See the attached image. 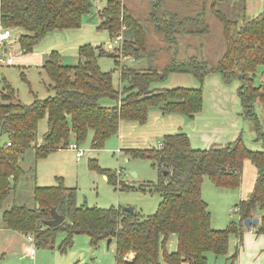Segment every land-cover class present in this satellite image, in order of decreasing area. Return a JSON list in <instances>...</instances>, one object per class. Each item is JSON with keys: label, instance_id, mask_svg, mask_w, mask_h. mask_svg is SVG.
I'll return each instance as SVG.
<instances>
[{"label": "trees", "instance_id": "1", "mask_svg": "<svg viewBox=\"0 0 264 264\" xmlns=\"http://www.w3.org/2000/svg\"><path fill=\"white\" fill-rule=\"evenodd\" d=\"M225 2L107 0L99 11L98 29L107 30L114 42L123 33L122 43L115 46L119 54L102 44L87 43L79 48V61L67 64L58 51H52L43 64L52 93L46 98L35 95L31 103L23 102L17 89L0 78V210L6 228L33 235L41 248L56 247L59 233L64 232L57 246L62 252L74 244L76 235H86L93 248L112 238L117 264H207L208 253L228 254L230 237L242 233L247 218L258 217L260 222L252 228L264 234V150L250 148L243 136L197 149L183 129L165 135L160 147L124 150L129 157L151 159L159 170L157 181L144 184L163 197L153 214L130 212L122 206L78 205L77 188L68 187L63 177L56 185L35 186L34 205L12 202L6 207L27 173L21 159L28 149L34 148L36 158H44L67 149L72 141L85 143L90 134L91 148L102 149L118 134L122 120L145 124L152 107H159L164 115L181 113L193 120L203 109L205 78L212 73L220 74L226 83L240 82L244 116L256 122L257 139L264 141L256 112V104L264 102V11L238 15ZM93 8L94 0H0V26L21 32L17 39L26 54L53 31L81 27L84 15ZM220 45L222 56L211 60L206 51L209 47L219 51ZM120 54L146 66H120ZM102 56L114 57L116 67L104 70L99 63ZM118 68L122 88L114 83ZM173 73L191 74L199 85L154 87ZM21 76L28 82L23 71ZM104 99L113 104H103ZM44 118L48 130L39 141V123ZM246 160L257 167L254 188L235 205L237 221L213 228L203 197L204 178L219 187L237 188ZM90 166L121 189L134 187L116 170L101 167L97 159H90ZM52 208L65 216L54 227L46 224ZM173 234L177 249L171 251Z\"/></svg>", "mask_w": 264, "mask_h": 264}, {"label": "crops", "instance_id": "2", "mask_svg": "<svg viewBox=\"0 0 264 264\" xmlns=\"http://www.w3.org/2000/svg\"><path fill=\"white\" fill-rule=\"evenodd\" d=\"M101 1L103 0H94V8L89 13L95 14L106 5L105 3L103 6L99 7ZM263 6L264 0H261V5L257 6L256 8L259 7V11L262 12L264 11L261 10V7ZM87 14H85L83 18H85ZM99 22H86V24H82V26L79 28L53 31L47 34L38 44H36L32 52L26 54L22 52L17 39L21 32L19 30L13 29V33L15 35L13 41L7 43L4 46L0 45V78L4 77L16 88L13 79H11L13 71H10V69L18 65L20 67L19 70H22L26 74L28 80L27 84L33 99L36 94L32 88L29 72L32 69H38L40 70V75H43V72H45L43 69V64L52 51H59L63 56L64 62H66V59L71 55H79V48L84 44L91 43V39L93 41L92 43L96 44L100 34L101 36L104 35L98 31ZM104 31L109 34L107 30ZM116 45V42H114V46L113 43L109 42L106 44L105 48L107 50H111L112 48H115ZM6 56L14 57L13 64H6L1 61V59ZM44 84L48 85L49 83L44 81ZM198 85L199 81L191 74L173 73L170 75L167 81L163 83H157L154 85V87H197ZM239 87L240 82L237 80L232 83H226L220 74H209L206 76L204 82L203 109L195 115L193 120H188L186 116L181 113H171L164 115L159 107H152L150 109L148 121L145 124H141L137 121L127 120H122L120 122L116 146H118V149H121V152H124V150L127 148L159 147V143L165 135L175 133L180 129H183L188 133L192 146L197 149L208 148L213 145H225L228 142L235 140L239 136H243L247 143L248 137L249 139H255L256 133L255 130H251V126L248 125V119L250 118L244 116L242 100L239 95ZM17 91L20 97L19 90L17 89ZM111 104H113V101L107 99L105 105ZM47 130V118H44L39 123V141L42 140L43 135ZM90 135L92 137V134ZM257 138L258 137H256V139ZM92 151L95 152L97 150L92 149ZM37 162L38 161L36 160V163ZM35 174L36 181L33 187L35 188L37 185H46L41 183L38 184L37 182L38 168ZM257 174V167L250 160H246L244 165L243 181L240 185V188L243 186V184L249 185V187L246 186L248 189H246L245 197H248L253 190ZM56 178L58 180V176ZM21 182H23L22 178L16 184L15 188H17ZM13 201L14 198L12 202ZM10 203L11 201L6 204V207ZM0 213V264H117L115 254V239H112L110 244H108L107 240H105L97 248H93L89 242V247L85 251L80 250L79 248L71 247L66 252H62L56 246L54 248H39V250H36L34 255H31L28 252L30 244L26 234L6 228L3 225L2 220L3 210H0ZM255 232L256 230L254 228H248L245 226L241 234L235 235L237 240L235 253H238L237 257H240V264H249V262L244 261L245 256L247 254H255L261 246H264L255 244L257 243V238L254 239L253 237ZM63 236L59 240L60 242L64 238ZM81 236H83V234L76 235L75 238H81ZM177 240V235L173 234L170 240L171 251L177 249ZM262 242L264 243V238L262 239ZM106 246L113 248V254L107 255L103 251L98 252L99 249L105 250Z\"/></svg>", "mask_w": 264, "mask_h": 264}, {"label": "rangeland", "instance_id": "3", "mask_svg": "<svg viewBox=\"0 0 264 264\" xmlns=\"http://www.w3.org/2000/svg\"><path fill=\"white\" fill-rule=\"evenodd\" d=\"M106 2L107 0L101 1L99 7L103 6ZM227 5L235 11V14L239 15L246 13L248 16H254L260 12V8L258 7V9L256 7L261 5V0H226L225 6ZM261 8V10H264V6ZM142 10H144V7ZM175 10L178 11V8ZM181 11L184 14L186 12V10L182 8ZM99 20V12H96L95 14L88 13L86 17L83 18L82 24L84 25L86 22L95 23L99 22ZM98 31L99 33H103L105 36H101L100 34L96 44L92 43L93 41L90 38V44H102L104 47L109 42L114 44V39H111L107 32L100 29ZM219 47L221 48L219 51H216V47H211L212 49L209 47V50L206 51L207 55L211 57V60L217 61L222 56L223 50L221 45ZM109 51H116V53H118L117 47L112 48ZM78 61V54L71 55L66 59L67 64H76ZM119 61L120 66L124 64L140 66V61L123 59L121 54L119 56ZM99 63L104 70H112L116 67L115 58L112 56L100 57ZM19 69L20 67L18 65L10 69V71H13L11 79H13L16 89L19 90L21 100L25 103H31L34 98L32 99V94L29 90L27 82L21 78L22 70ZM39 71L40 70L38 69H32L29 72V78L31 80L34 93L39 98H46L52 93V91L49 92L48 85L44 84V81L51 83V79L45 74V72H43V75H40ZM114 83L116 87H123L120 80L119 68L114 71ZM106 102L107 99L102 100L103 104H106ZM258 103L256 106L260 121V131L264 133V102ZM248 125L251 126V130L254 129L256 133L255 139H249L248 137V146L254 150H264V141L256 139V137H258L256 122L250 118L248 119ZM117 135L109 138L104 148L100 150L98 149L95 152L92 151V137L89 135L87 141L81 144L82 147L86 149V154L80 161L76 159L75 152L70 148L59 149L58 152L44 158H36L34 148L28 149L23 154L21 159L23 167L28 171L22 178L23 182H21L17 188L14 189L10 198L11 203L14 198L13 202L16 204L25 203L29 206L34 205L33 186L36 181L35 173L38 168V184L56 185L58 184V180L56 178L58 176L64 178V183L67 186H76L78 193V205L86 203L89 206H98L101 208H109L111 206H122L124 208L134 207L143 214H153L157 210L163 197L159 192L151 191L144 186L146 183L157 181L159 177V170L149 158L129 157L125 154V152H121V149H118V146H116ZM90 159H97L100 166L105 169L116 170L118 174L124 177L128 184L134 187L121 189L119 186L111 184L104 174L90 166ZM36 160L38 161L37 163ZM246 186L249 187L248 184H243L241 188L240 186L237 188H224L215 185L209 177L206 176L204 178L202 189L203 197L206 200L208 209L212 214L213 228H226L230 225L231 221H237L238 215L236 211H233V209L235 208V205L242 200V198L247 197H245L246 189H248ZM141 188H145L146 190H142ZM62 236L65 237L64 232L59 233L56 246L59 245V240ZM253 237L254 239L257 238V243H255L256 245H264L262 242L264 234L255 232ZM88 240L89 238L84 235L81 236V238H75L74 244L71 247L79 248L80 250L85 251L89 247ZM236 243V237L235 235H232L230 237L228 256H217L213 253H208L207 264H240V257H237L235 260L232 259V256L236 252ZM39 248L41 247H37V250H39ZM99 251H103L107 255H111L114 250L112 247L106 246L105 250L99 249L98 252ZM94 252L96 253L95 250ZM244 261L249 262V264H264V246H261L255 254H247Z\"/></svg>", "mask_w": 264, "mask_h": 264}, {"label": "built area", "instance_id": "4", "mask_svg": "<svg viewBox=\"0 0 264 264\" xmlns=\"http://www.w3.org/2000/svg\"><path fill=\"white\" fill-rule=\"evenodd\" d=\"M126 28V26H123V30ZM15 38V35L13 33V30L10 28V27H4V26H1L0 27V45L1 46H4L6 45L7 43L13 41V39ZM123 41V33L119 34L116 38V43L117 45L121 44ZM122 58L123 59H126V60H132L134 61L135 58L132 57V56H123L122 55ZM2 62L6 63V64H13L14 62V57L13 56H6V57H3L1 59ZM262 81L264 82V73L262 74ZM8 144H11V142H8ZM162 145V142L160 141L159 143V147ZM71 150H73L76 154V159L78 161H80L83 156L86 154V149L82 147V145L76 141H72L70 144H69V147ZM237 208H234L233 211H236ZM27 239L29 241V248H28V252L29 254L31 255H34L36 253V250H37V247H36V244H35V239L33 237V235L29 234L27 235Z\"/></svg>", "mask_w": 264, "mask_h": 264}, {"label": "water", "instance_id": "5", "mask_svg": "<svg viewBox=\"0 0 264 264\" xmlns=\"http://www.w3.org/2000/svg\"><path fill=\"white\" fill-rule=\"evenodd\" d=\"M136 174V173H134ZM167 174V173H166ZM126 210L130 211V212H133L134 211V207H125ZM65 220V216L63 214H60L56 208H52V218L51 219H48L46 221V224H48L49 226H58L60 225L63 221ZM260 222V219L258 217H255V218H247L245 219L244 223H245V226L248 227V228H251L252 225H257L258 223ZM112 241V238H109L107 240V243L110 244Z\"/></svg>", "mask_w": 264, "mask_h": 264}]
</instances>
